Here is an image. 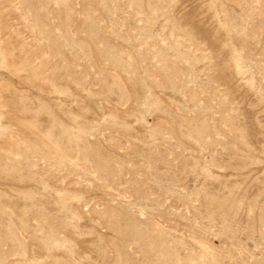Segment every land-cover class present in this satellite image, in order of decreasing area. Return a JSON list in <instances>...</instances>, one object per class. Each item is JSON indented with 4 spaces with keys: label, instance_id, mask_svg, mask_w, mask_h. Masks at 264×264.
<instances>
[{
    "label": "rangeland",
    "instance_id": "374dc122",
    "mask_svg": "<svg viewBox=\"0 0 264 264\" xmlns=\"http://www.w3.org/2000/svg\"><path fill=\"white\" fill-rule=\"evenodd\" d=\"M0 264H264V0H0Z\"/></svg>",
    "mask_w": 264,
    "mask_h": 264
}]
</instances>
